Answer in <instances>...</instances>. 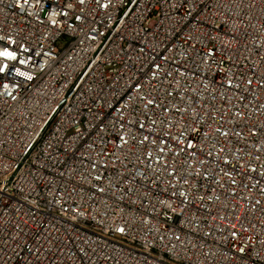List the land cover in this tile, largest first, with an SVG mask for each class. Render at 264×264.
<instances>
[{"label":"built area","instance_id":"1","mask_svg":"<svg viewBox=\"0 0 264 264\" xmlns=\"http://www.w3.org/2000/svg\"><path fill=\"white\" fill-rule=\"evenodd\" d=\"M3 52L0 264H264V0H0Z\"/></svg>","mask_w":264,"mask_h":264},{"label":"clouds","instance_id":"2","mask_svg":"<svg viewBox=\"0 0 264 264\" xmlns=\"http://www.w3.org/2000/svg\"><path fill=\"white\" fill-rule=\"evenodd\" d=\"M0 55L12 57V54L11 53H8V52L0 53ZM0 71H2V69H0ZM21 75H23V73H21Z\"/></svg>","mask_w":264,"mask_h":264}]
</instances>
